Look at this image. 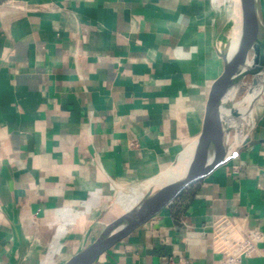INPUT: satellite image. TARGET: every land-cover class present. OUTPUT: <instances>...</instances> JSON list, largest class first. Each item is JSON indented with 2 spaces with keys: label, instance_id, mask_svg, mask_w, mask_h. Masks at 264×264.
I'll use <instances>...</instances> for the list:
<instances>
[{
  "label": "crops",
  "instance_id": "1",
  "mask_svg": "<svg viewBox=\"0 0 264 264\" xmlns=\"http://www.w3.org/2000/svg\"><path fill=\"white\" fill-rule=\"evenodd\" d=\"M238 27L237 0H0V264H65L140 203L199 137ZM252 112L236 158L95 264L264 250V89Z\"/></svg>",
  "mask_w": 264,
  "mask_h": 264
},
{
  "label": "water",
  "instance_id": "2",
  "mask_svg": "<svg viewBox=\"0 0 264 264\" xmlns=\"http://www.w3.org/2000/svg\"><path fill=\"white\" fill-rule=\"evenodd\" d=\"M237 11L240 41L234 53L219 52L226 70L207 105L204 126L197 140L159 179L160 185L153 186L140 203L109 224L92 244L79 250L65 264H95L112 247L238 156L236 148L246 140L244 123L260 96H255L253 90L264 76V26L256 0H237ZM249 77L252 80L246 95L236 101L241 86Z\"/></svg>",
  "mask_w": 264,
  "mask_h": 264
},
{
  "label": "built area",
  "instance_id": "3",
  "mask_svg": "<svg viewBox=\"0 0 264 264\" xmlns=\"http://www.w3.org/2000/svg\"><path fill=\"white\" fill-rule=\"evenodd\" d=\"M263 237L257 233L246 235L245 239L237 243L232 253H230L224 264H244L247 259L264 256V250L259 248Z\"/></svg>",
  "mask_w": 264,
  "mask_h": 264
},
{
  "label": "bare ground",
  "instance_id": "4",
  "mask_svg": "<svg viewBox=\"0 0 264 264\" xmlns=\"http://www.w3.org/2000/svg\"><path fill=\"white\" fill-rule=\"evenodd\" d=\"M235 12V11H234ZM233 12V14H235ZM240 31H239V28L233 33V36H232V39H231V41H230V43H229V45H228V48L230 49V51H231V53H234L235 51H236V49H237V47H238V44H239V41H240ZM248 65H251V63H248ZM242 89V86H241V88H240V90ZM263 89H264V76H263V78H262V80L260 81V83H259V85H258V87H257V89L255 90H253L254 91V95L255 96H259V95H261L262 94V92H263ZM239 93V92H238ZM235 94V92L233 93V95ZM233 95H232V97H233ZM253 113V112H252ZM160 181L161 180H158V181H156L155 183H154V186H157V185H160ZM135 194V193H134ZM140 196V195H139ZM134 198V197H133ZM134 203V202H133ZM127 207V206H126ZM125 207V208H126Z\"/></svg>",
  "mask_w": 264,
  "mask_h": 264
},
{
  "label": "rangeland",
  "instance_id": "5",
  "mask_svg": "<svg viewBox=\"0 0 264 264\" xmlns=\"http://www.w3.org/2000/svg\"><path fill=\"white\" fill-rule=\"evenodd\" d=\"M251 80L252 79L250 77L245 80V82L242 86V89L239 91L238 96L236 97V101L241 100L246 95V93H247V91L251 85Z\"/></svg>",
  "mask_w": 264,
  "mask_h": 264
}]
</instances>
